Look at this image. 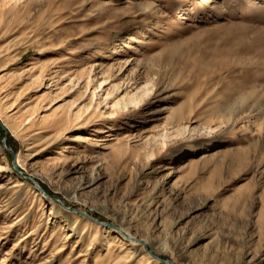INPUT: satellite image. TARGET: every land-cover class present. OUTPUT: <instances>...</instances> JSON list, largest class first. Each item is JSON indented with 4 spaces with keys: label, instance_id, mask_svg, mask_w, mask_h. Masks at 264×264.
I'll return each instance as SVG.
<instances>
[{
    "label": "rangeland",
    "instance_id": "obj_1",
    "mask_svg": "<svg viewBox=\"0 0 264 264\" xmlns=\"http://www.w3.org/2000/svg\"><path fill=\"white\" fill-rule=\"evenodd\" d=\"M0 264H264V0H0Z\"/></svg>",
    "mask_w": 264,
    "mask_h": 264
},
{
    "label": "bare ground",
    "instance_id": "obj_2",
    "mask_svg": "<svg viewBox=\"0 0 264 264\" xmlns=\"http://www.w3.org/2000/svg\"><path fill=\"white\" fill-rule=\"evenodd\" d=\"M147 8H149V7H147ZM146 8V9H147ZM91 84V80H90V78H89V80H88V85H90ZM96 96V93L94 92L93 93V96H92V100L94 99V97ZM72 107H74V105H72ZM71 107V108H72ZM89 109V108H88ZM87 109V110H88ZM80 114V113H79ZM76 115V116H78V118L80 119V115ZM69 115V114H68ZM68 117V116H67ZM75 117V116H74ZM227 118V116H224V122H227V121H230V119H226ZM229 118H231V117H229ZM3 121V120H2ZM3 123H4V121H3ZM66 148L68 149V148H70V146H66ZM62 157H65V155H64V153H59L58 155H56V156H54L53 158H51L49 161H48V164H46L45 166H44V172H45V174H50V173H52L53 172V169L55 168V166L57 165L56 164V162H58V161H60L61 160V158ZM52 167L53 166V168H50V169H48L49 167ZM145 245V244H144ZM144 245H142V247L144 248L145 246Z\"/></svg>",
    "mask_w": 264,
    "mask_h": 264
}]
</instances>
